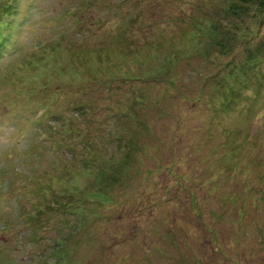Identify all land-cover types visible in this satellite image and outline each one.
Listing matches in <instances>:
<instances>
[{
	"label": "rangeland",
	"instance_id": "374dc122",
	"mask_svg": "<svg viewBox=\"0 0 264 264\" xmlns=\"http://www.w3.org/2000/svg\"><path fill=\"white\" fill-rule=\"evenodd\" d=\"M229 1L10 0L0 264H264V29L229 54Z\"/></svg>",
	"mask_w": 264,
	"mask_h": 264
},
{
	"label": "trees",
	"instance_id": "16d2710c",
	"mask_svg": "<svg viewBox=\"0 0 264 264\" xmlns=\"http://www.w3.org/2000/svg\"><path fill=\"white\" fill-rule=\"evenodd\" d=\"M141 1H144V0H141ZM229 2H230L229 4L231 8H234L232 10L234 21L228 27L234 32H232V34H229V37L236 38V40H234L230 46H229V38H228V46H229L228 51L230 54L234 52V48L238 46V43L240 41L249 42L246 45L250 46L251 38L253 36H257L261 32V30L264 29V0H230ZM11 4L12 3H10V0H0V52L2 48L6 46L10 48L12 46V44L10 43L11 39L7 35V30L10 29L11 26L13 25L10 26L9 23L5 19L7 16L9 17L11 14V6H12ZM224 44H226L225 41H224ZM263 59H264V42H263V46L261 44L257 45L255 51L251 53L250 61L252 62V64H250V66H259V64L262 63ZM240 71L243 72V74H245L248 71V69L243 68L242 70L240 69ZM59 75L60 74H58V76ZM125 81H127L128 83H133V82L135 83V82L140 81V79H125ZM43 88H46V89L52 88V86L46 85V86H43ZM61 88H62V85H60L59 79H58L56 82V90L59 91ZM58 91H56L55 93L56 96H60L58 95L59 93ZM136 103L139 104L140 101L137 100ZM122 115L124 116V113ZM126 116L131 117V115L127 113H126ZM138 122H139L138 119H135L133 121V126L139 128ZM59 145L62 146L61 143H58V141H56V151H58L57 149H60ZM87 147H90V145H87ZM86 148L83 147V149H86ZM127 149H128V153L126 155V158L127 157L130 158L132 155L131 152H134L135 149L139 151L140 147L137 145L136 139H134V141L133 139H130V141H128ZM110 176L108 173H105L101 177L104 181L106 179L109 180L112 177L111 182H114V184L117 183V181H119L117 177H113V176L110 177ZM51 180H56V178H50L49 181ZM36 190L40 193V196L42 198L43 197L49 198V200L56 198V203L58 205L59 204L62 206L65 205L66 213L78 214L79 212V215H80L83 211V208L80 205V202L82 201L78 198H75V200H73L72 202L63 204V202L58 198V196L56 197V190L55 191L54 189L50 190L47 185L41 184V186L37 188ZM74 203H77V204L74 205ZM34 208L38 209L39 207L35 204ZM65 246L66 244L64 245V247ZM62 252L63 251H60V253L58 254L57 256L58 260H59V257H61Z\"/></svg>",
	"mask_w": 264,
	"mask_h": 264
}]
</instances>
